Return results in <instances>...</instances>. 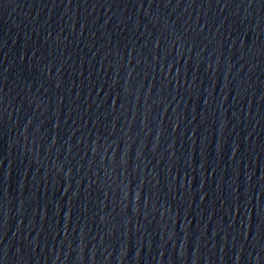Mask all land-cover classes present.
<instances>
[{"label":"water","instance_id":"obj_1","mask_svg":"<svg viewBox=\"0 0 264 264\" xmlns=\"http://www.w3.org/2000/svg\"><path fill=\"white\" fill-rule=\"evenodd\" d=\"M0 264H264V0H0Z\"/></svg>","mask_w":264,"mask_h":264}]
</instances>
